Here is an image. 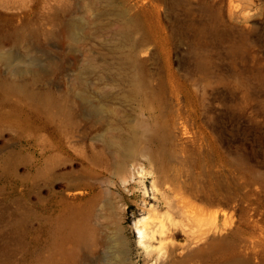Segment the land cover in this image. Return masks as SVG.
Segmentation results:
<instances>
[{
	"label": "rangeland",
	"instance_id": "rangeland-1",
	"mask_svg": "<svg viewBox=\"0 0 264 264\" xmlns=\"http://www.w3.org/2000/svg\"><path fill=\"white\" fill-rule=\"evenodd\" d=\"M0 264H264V0H0Z\"/></svg>",
	"mask_w": 264,
	"mask_h": 264
},
{
	"label": "bare ground",
	"instance_id": "bare-ground-1",
	"mask_svg": "<svg viewBox=\"0 0 264 264\" xmlns=\"http://www.w3.org/2000/svg\"><path fill=\"white\" fill-rule=\"evenodd\" d=\"M129 56L131 57V61H133L134 63H136V58H135V54L133 52L129 53ZM139 66V65H138ZM133 82V94H137V93H140L139 95H141L143 93V90L144 88L146 87L147 85V80L144 76H142L140 74V79L137 77V75H134V78L132 80ZM10 87L12 88H16V89H25V85L24 84H21V83H12L10 85ZM157 99L159 100V103H161V99L159 97H157ZM116 142L120 148V151L121 153H123L124 157H123V160L122 162H124L125 159L127 158H131L133 155H135V151H136V148H137V135H136V132H131V134L127 137V138H124L122 136H116ZM181 199V198H180ZM182 200V199H181ZM184 202V201H183ZM188 203V202H187ZM186 204V203H185ZM188 205V204H187ZM186 205V206H187ZM192 205V204H191ZM189 204V206H191ZM193 208V207H192ZM189 209V208H188ZM180 213V212H179ZM187 214V213H185ZM184 214V215H185ZM190 214V212H189ZM188 214V215H189ZM188 217V216H187ZM168 219L171 221V222H174V216L173 215H169L168 216ZM189 219V218H188ZM187 219V220H188ZM188 222V221H187ZM189 223H190V220H189ZM187 223V224H189ZM200 223V222H199ZM187 224H185L187 226ZM201 225V224H200ZM198 225V226H200ZM204 225V224H203ZM136 226L140 232V241L142 243H144L146 246H151V241L154 240V239H157L158 236L161 237V239L165 238L168 234H170V228L169 226H167L166 224V221H164L163 219H161V222L160 224H158V226L156 228L154 227H151L150 226V223H149V220H147V217H142V218H139L137 221H136ZM190 227V226H188ZM187 227V228H188ZM186 228V227H185ZM191 228V227H190ZM210 227H207L206 230H209ZM200 229V228H199ZM192 232L193 233H198L197 235L200 237L198 238L199 239H204L207 235H208V232H207V235L205 230L204 229H200L199 232L198 230H193L192 228ZM197 235H194L195 238ZM194 238V239H195ZM160 240V239H159ZM197 240V239H196ZM165 241V240H163ZM195 241V240H194ZM164 243V242H163ZM171 245V244H170ZM182 245V244H181ZM193 245V244H192ZM191 245V246H192ZM162 248V247H161ZM165 253V252H164ZM124 257H121V260H123Z\"/></svg>",
	"mask_w": 264,
	"mask_h": 264
}]
</instances>
